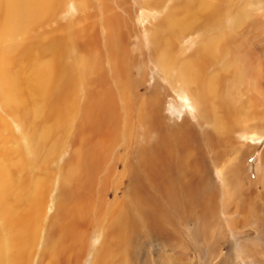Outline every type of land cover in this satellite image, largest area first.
Wrapping results in <instances>:
<instances>
[{"label":"rangeland","instance_id":"374dc122","mask_svg":"<svg viewBox=\"0 0 264 264\" xmlns=\"http://www.w3.org/2000/svg\"><path fill=\"white\" fill-rule=\"evenodd\" d=\"M204 53L234 108L229 135L198 123L179 75L198 71ZM81 54L93 60L88 74ZM153 105L164 134L195 132L209 208L174 210L153 189L142 167L143 153L164 144L150 123ZM0 172L24 183L7 204L18 213L45 179L29 264H93L105 210L135 179L178 234L155 240L143 228L122 264H264V0H0ZM227 202L242 211L228 214ZM70 224L73 246L61 242Z\"/></svg>","mask_w":264,"mask_h":264},{"label":"bare ground","instance_id":"6f19581e","mask_svg":"<svg viewBox=\"0 0 264 264\" xmlns=\"http://www.w3.org/2000/svg\"><path fill=\"white\" fill-rule=\"evenodd\" d=\"M175 21L173 20L172 23ZM178 21L181 22V20ZM77 63L85 74L92 71L93 60L89 55H79ZM206 63L204 53L198 59V71L188 66L180 69L181 74L179 75L185 85L191 87L190 95L198 106V123L202 121L211 124L215 131L229 135L234 129L232 120L234 108L227 93L221 92L223 90H221L223 82L221 75L207 74ZM59 69L57 66L54 67L56 74L59 73ZM149 118L150 123L156 125L155 129L159 131L164 140V144L153 148L152 152L143 153L148 158L142 163V167L153 189L163 195L162 197L165 196L167 203L174 210L192 211V208L200 207L202 210L209 208L213 200L211 196H203L202 177H198V166H200V172L202 169L198 161V152L192 146L196 138L195 132L190 128H176L172 136L164 134L158 121L159 112L155 105L151 109ZM256 137L251 136L250 139L253 140ZM36 145L33 150L29 151V155L27 154L34 163L37 160ZM91 158L85 156L81 161L83 164H89L92 161ZM178 160L183 164L179 165ZM11 174L0 172V264H29L28 252L34 242L37 228L40 226V196L45 190V179L41 178L34 183L36 192L34 199L23 212L18 213L10 210L12 208L7 204L12 196L19 195L25 187L23 181L14 180ZM182 174L188 177L185 178V182L178 183L177 178ZM131 184L124 197L117 202V206L114 205L105 210L104 237L100 245V253L93 264H122L121 256L126 251V245L143 228L146 229V236L155 240L167 236L176 237L178 234L175 223L173 224L166 214L162 216L163 218H158L159 214L164 213L160 200L145 191L144 185L140 184L138 179L133 180ZM128 196H130L129 199ZM245 197L246 195H244L242 204L250 206V202ZM228 205L227 202L224 207L225 212L231 215L238 214L236 212L238 208H231ZM239 217L229 219L231 224L238 227ZM76 228L74 224H70L67 229L63 230L61 242L73 246L78 240ZM56 253L61 254L60 249H57Z\"/></svg>","mask_w":264,"mask_h":264}]
</instances>
